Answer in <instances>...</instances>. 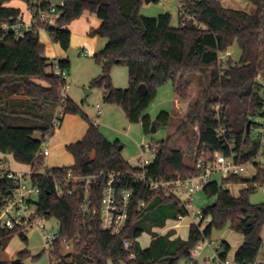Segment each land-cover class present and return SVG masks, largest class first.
Returning a JSON list of instances; mask_svg holds the SVG:
<instances>
[{"label": "trees", "instance_id": "trees-1", "mask_svg": "<svg viewBox=\"0 0 264 264\" xmlns=\"http://www.w3.org/2000/svg\"><path fill=\"white\" fill-rule=\"evenodd\" d=\"M11 1L0 0V23L21 12L19 8L6 6ZM42 1L44 7L50 6V0ZM65 1L56 24L46 29L51 42L69 51L71 32L68 25L85 11L96 14L102 24L91 29L89 35L104 38L107 43L93 57L102 66V72L91 80L90 87L101 88L105 102L120 106L130 123H141L146 134L152 132L153 124L157 130L171 121L167 111H161L154 120L145 114L158 88L171 82L176 97L185 101L192 87L188 75H199L197 97L176 134L188 137L197 126L199 151L233 153L239 162L256 166V175L251 179L212 181L203 189L207 196L215 197V201L203 209L204 218H211L205 235L210 237L214 229L227 225L242 233L245 239L234 259L241 264H251L262 245L264 228V202L256 205L250 201L251 193L256 191L254 184L264 186V169L257 162L262 133L255 131L264 127V84L259 82L264 74V0H248L255 7L253 13L228 8L223 0H184L193 19L183 24L179 18L178 27L172 25V15L167 11L155 17L144 16L141 12L144 0ZM40 38L39 32L33 31L17 40L0 27V152L13 155L20 164L32 166V181L41 189L37 201L39 211L59 222L61 237L50 252V260L61 264H177L185 258L189 264H199L192 254L201 239L197 226H190L187 239L176 236L177 230L172 227L166 229L181 214L173 198L140 190L131 199L125 228L119 235H112L101 229L99 219H84L80 193L63 198L55 195L51 174H63L68 170L80 175L128 174L138 168L122 157L119 141L107 140L99 125L78 103L71 98L62 102L60 89L65 81L54 70L58 66L69 72L70 59L51 61L46 57V47ZM234 43L241 51L239 61L221 58ZM115 65L128 67V88L113 86L111 70ZM141 84L148 87L145 96L139 94ZM217 106L221 108L219 111ZM56 108L60 112L56 113ZM68 114L79 115L89 128L81 140L66 145V151L74 157L73 165L48 167L41 155L43 144L55 132L56 122L61 124ZM258 118L262 119L261 123ZM221 126L226 129L223 137L218 132ZM37 132L42 134L41 138L35 137ZM174 138L175 135H170L156 141L160 155L151 169L157 177L196 174L185 164V152L171 147ZM98 181L94 190L95 205L102 194L103 180ZM12 182L0 179V191ZM239 183L246 186L235 197L226 184ZM163 229L166 230L161 232ZM144 233L152 237L145 248L139 243ZM15 235L23 241L28 240L23 228L0 230V264L13 263L3 260L1 255ZM67 243L72 244L70 253L65 251ZM222 244L226 254L229 253L230 244L225 241ZM29 256L28 249L19 251L20 263L17 264H23V259Z\"/></svg>", "mask_w": 264, "mask_h": 264}, {"label": "built area", "instance_id": "built-area-1", "mask_svg": "<svg viewBox=\"0 0 264 264\" xmlns=\"http://www.w3.org/2000/svg\"><path fill=\"white\" fill-rule=\"evenodd\" d=\"M66 4L65 0H50L48 7H44L42 0H31L26 3L27 15L22 11L11 16L7 22L0 23V27L12 33L17 40L24 39L26 35L33 31H46L49 26L56 24L62 9ZM179 18L183 24L193 19V16L187 11L184 0L179 2ZM223 59H231L230 53L221 55ZM56 75L61 77L65 83L60 89V98L63 101L68 100V70L60 69L56 66ZM220 106L216 107L219 111ZM101 113V109H98ZM98 116L93 122L98 124ZM219 117V116H218ZM57 126L60 123L56 122ZM220 137L226 133V129L222 126L218 130ZM261 149L258 157L262 154L264 148V127L261 128ZM139 155L137 163L132 164L138 171L134 173L124 174L121 172L105 173L98 175H80L68 170L63 174H51L54 180L53 189L57 197L63 198L67 195L80 193L81 211L84 219L91 221L99 219L100 227L103 231L112 235H119L126 226L128 221L130 203L133 196L137 195L140 190H146L151 193H161L167 197L173 198L178 202V208L181 210L178 220L173 224L172 228L178 230L181 221L187 217H191L190 226H197L201 233V239L197 246L192 250L193 256L199 254L203 249L209 247L211 255L203 264H241L234 258L226 254V247L220 242L213 247V241L205 235V228L210 223L211 218H204L203 210L197 211L195 214L190 213L194 196L197 192L203 191L205 187L212 181L226 182L229 179L238 178L245 179L248 176V163L238 161L235 154L226 155L222 152L209 153L199 151L198 147L193 156V170L196 172L193 176L184 177L179 173L172 178L157 177L151 166L158 160L159 148L156 141H143L138 144ZM41 155L45 158L49 155L48 149H43ZM28 171H13L5 166V161H0V179H9L13 181L4 190L0 191V230L33 228L42 235L45 249L51 252L55 242L60 239V231H52L49 225V219L45 214L39 211L37 201L41 189L32 181L34 170L29 166ZM43 172V171H42ZM98 180H103L102 194L98 205H95L96 196L94 193L95 186L99 184ZM229 184H226V187ZM256 188L262 189L264 186L255 183ZM142 206L145 202L142 201ZM185 215V216H184ZM164 229L161 231L163 232ZM66 239L63 240L66 243ZM126 243V247H129ZM72 244L67 243L65 251L72 250ZM225 254V255H224ZM51 264H61L59 261L50 260ZM251 264H264V237L262 236V245L259 249L256 259Z\"/></svg>", "mask_w": 264, "mask_h": 264}, {"label": "rangeland", "instance_id": "rangeland-1", "mask_svg": "<svg viewBox=\"0 0 264 264\" xmlns=\"http://www.w3.org/2000/svg\"><path fill=\"white\" fill-rule=\"evenodd\" d=\"M7 6L11 7H22L25 10L27 15V7L22 0H12L7 3ZM236 9H241L247 13H253L255 7L248 2V0H237L235 5ZM170 13L172 15V25L179 26V0H152L150 2H145L142 6L141 12L144 16L155 17L162 13ZM90 12L86 11L81 17L72 21L68 26L72 30L78 31L83 36V27L84 23L88 20L85 18L89 15ZM90 19L87 23H93V14H90ZM86 20V21H85ZM87 26V25H85ZM80 38V37H79ZM99 43L106 41V39L96 36ZM57 49L59 51V57L53 59L52 50ZM226 53H230L234 61H239L241 56V51L237 43H234ZM46 57L51 61H58L63 58H69L71 62V68L68 76V83L70 88L68 90L69 96L73 99L75 103L81 107L83 112L93 121L98 116V109H101L98 118V127L100 132L105 136L110 142L119 141V145L123 146L121 150L122 157L131 164L137 163V156L139 155L138 144L143 141H160L166 139L170 135H175L171 147L180 148L185 152V162L188 165H192L193 153L197 146L198 142V129H192L189 132L188 137H185L183 133L176 134L179 126L182 124L184 119L187 116L189 110V100L192 99L198 92V80L199 75L189 74L187 79L191 80L193 83L192 89L190 92V97L187 100L180 101L178 107L175 102V90L173 84L168 82L158 88L156 98L150 107L145 111L146 115L154 120L161 111H167L171 114V121L168 126H159L155 132L146 134L143 131L141 123H130L124 110L112 103L105 102L103 90L99 87H94L91 94H87L86 87H90V82L93 78L97 77L102 72V66L92 57L88 55L81 54V48L79 46L70 45L69 51L60 50V47L56 44H53L46 49ZM55 73L57 70H54ZM112 84L115 88L125 89L129 87V72L126 65H115L111 70ZM259 82L264 84V74L259 78ZM187 109V112H185ZM60 112V110L58 111ZM259 123L262 122L261 118H258ZM61 125V124H60ZM198 128V127H197ZM259 127L256 130V133L261 132ZM60 126L56 127L55 131H59ZM255 132V131H254ZM57 133V132H56ZM51 134L47 137L46 141L43 144V149H48L51 154L48 155L45 159L48 167L54 165H60L62 167H68L72 164V157L68 151H65L63 147H52L53 141H55L57 134ZM42 134L36 133L37 137H40ZM4 155V154H3ZM5 157L8 158L5 162V166H15L18 163L13 159L10 154H5ZM1 161V160H0ZM4 161V159H2ZM264 169V148L262 149V154L257 159ZM49 164H51L49 166ZM248 176L245 179H251L256 175V166L253 163H248ZM28 171V168H27ZM221 181V180H219ZM246 186L245 183L239 184H230L227 188L230 190L231 194L235 197L239 195L241 189ZM215 201V197H209L204 191H199L195 194L192 206L190 208V213L195 214L199 210L206 209ZM250 201L252 204H260L264 202V193L262 189L256 188V191L251 193ZM191 223V217L187 216L181 221L179 229L176 231V236H181L186 239L189 237V227L188 224ZM49 225L52 228V231H57L59 229V222L56 219H49ZM28 237L27 241L20 239L18 235H15L11 242L10 246L4 251L1 255L3 260L13 261L18 259V252L23 249H28L31 252V256L23 259V264H51L50 262V253L45 249L44 241L42 235L36 229L30 228L26 232ZM262 236L264 237V228L262 230ZM151 236L147 233H144L139 238V243L142 247H147V244L150 243ZM210 239L214 242L213 247L220 242H227L230 244L231 249L229 252V257L234 258L235 252L242 245L244 241V235L239 233L229 225L222 229H214ZM42 254L40 258L33 259V256ZM210 248L207 247L203 249L199 254L194 255L195 259L199 264H203L204 257H209L211 255ZM177 264H189L187 259L181 258Z\"/></svg>", "mask_w": 264, "mask_h": 264}, {"label": "crops", "instance_id": "crops-1", "mask_svg": "<svg viewBox=\"0 0 264 264\" xmlns=\"http://www.w3.org/2000/svg\"><path fill=\"white\" fill-rule=\"evenodd\" d=\"M236 1L237 0H223V4L226 7H228V8H234V9H236L235 8L236 6H234L235 3H236ZM179 2H180V0H179ZM25 5H26V3H25ZM7 7H11V6H7ZM13 8H19L20 10L25 11V10L22 9V7H19V6L13 7ZM85 13H86V11L83 14H85ZM90 14H93V13L90 12L89 15H87V17H85L88 21L90 19V16H92ZM93 16H94L93 17V19H94L93 23H90V22L87 23L88 22L87 21L86 23L83 24L84 27L82 28L83 29V31H82L83 32L82 33L83 36L82 37H81V35H80V33L78 31L72 30L68 26V29L71 32V44H73L74 46H79V48H81V54L88 55V56H92V57L96 56V54L99 53L105 47V45L107 43V40L104 41V42H102V43H99L98 42L99 39H97L96 36L92 37V36L89 35V32H90L91 29H97L102 24V20L96 14H93ZM85 25H87V26H85ZM40 37H41L40 38V41H41V43H43L45 45L46 49H47V46L50 47L52 45L53 42H51L50 37H49V35H48V33L46 31H41L40 32ZM56 45L60 47V45H58V44H56ZM60 50H63V49L60 47ZM63 51H65V50H63ZM52 53H55L53 55V57H54L53 59H57L59 57V55H60L59 54V51L57 49L52 50ZM63 59H65V58H63ZM36 81L38 83H41V84L46 85L45 82H42V81H39V80H36ZM198 82H199V80H198ZM191 83H193V82L191 81ZM91 88L92 87H89V86L85 88L86 91H87V94H91L92 93V89ZM191 89H192V87H191ZM197 94H198V92H197ZM197 94L192 99L190 98L188 105H190L195 100V98L197 97ZM180 101H182V100H180L177 97H175V102H176V106L177 107H178V104H180ZM59 110H60L59 108H56L55 109V112L57 113ZM185 112H187V109H186ZM64 118L65 119L61 123L59 131H55L54 132V134L57 132L58 135H57L55 141H53L52 147H59V148L63 147L65 149V151H66V145L67 144L75 143V142L81 140L85 136V134L87 133V130L89 128V125H88V123L85 120H82V118L79 115L68 114ZM194 128L196 130L198 129L197 126L194 127ZM35 137L36 138H41V136L40 137H37L36 134H35ZM198 144H199V139H198V142H197V146H198ZM197 146H196V148H197ZM196 148H195V150H196ZM122 149H123V146H122ZM174 149H180V148H174ZM195 150H194V153H195ZM67 153H69V152H67ZM194 153H193V155H194ZM50 154H51V152L49 151V156H50ZM4 155H3V153L0 152V160L4 159V161L7 162L8 158L5 157ZM70 155L72 157V164L71 165H73L74 162H75V160H74L73 155L72 154H70ZM11 156L13 157V155H11ZM13 159H14V157H13ZM192 161H193V158H192ZM185 164H186V162H185ZM45 165L48 166L47 165V162H46V159H45ZM50 165L51 164H49V166ZM186 165H188V164H186ZM189 166L192 167L193 166V163H192V165H189ZM52 167H62V166H60V165H54ZM8 168L11 169V170H13V171H15V170L16 171H27V168L29 170L30 167L28 165H24V164L18 163V165L9 166ZM172 226L173 225L167 227L166 229H169ZM187 226L190 228V224H188ZM166 229H164V230H166ZM151 240H152V238H151ZM151 240H150V242H151ZM149 244H147V246ZM208 258L209 257H204L203 262L206 259H208Z\"/></svg>", "mask_w": 264, "mask_h": 264}, {"label": "water", "instance_id": "water-1", "mask_svg": "<svg viewBox=\"0 0 264 264\" xmlns=\"http://www.w3.org/2000/svg\"><path fill=\"white\" fill-rule=\"evenodd\" d=\"M145 2H150L152 0H144ZM139 90V94L141 96H145L147 94V91H148V87L145 85V84H141L138 88ZM250 126H251V121L248 123L247 125V128H248V131H250ZM156 131V126L155 124H153V127H152V132H155ZM53 134V133H52ZM119 149H122V146L119 147ZM13 262V263H12ZM11 263L12 264H17V263H20V259H15L13 260Z\"/></svg>", "mask_w": 264, "mask_h": 264}, {"label": "bare ground", "instance_id": "bare-ground-1", "mask_svg": "<svg viewBox=\"0 0 264 264\" xmlns=\"http://www.w3.org/2000/svg\"><path fill=\"white\" fill-rule=\"evenodd\" d=\"M181 225V224H180Z\"/></svg>", "mask_w": 264, "mask_h": 264}]
</instances>
